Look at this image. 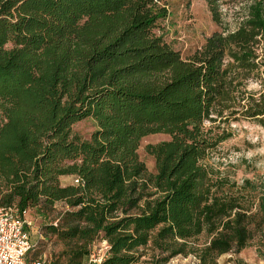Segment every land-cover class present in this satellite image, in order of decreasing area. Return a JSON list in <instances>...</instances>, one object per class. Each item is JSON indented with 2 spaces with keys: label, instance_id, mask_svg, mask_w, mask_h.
I'll return each mask as SVG.
<instances>
[{
  "label": "trees",
  "instance_id": "obj_1",
  "mask_svg": "<svg viewBox=\"0 0 264 264\" xmlns=\"http://www.w3.org/2000/svg\"><path fill=\"white\" fill-rule=\"evenodd\" d=\"M206 3L223 26V0ZM240 4L237 29L184 58L156 33L163 0H0V208L25 220L66 205L48 227L65 247L55 264H90L100 236L102 264H138L147 249L151 264H219L264 247L254 183L209 163L234 123L264 127V0ZM85 120L90 140L73 133ZM153 135L171 140L148 146L151 175L138 151Z\"/></svg>",
  "mask_w": 264,
  "mask_h": 264
},
{
  "label": "rangeland",
  "instance_id": "obj_2",
  "mask_svg": "<svg viewBox=\"0 0 264 264\" xmlns=\"http://www.w3.org/2000/svg\"><path fill=\"white\" fill-rule=\"evenodd\" d=\"M167 8L168 17L156 29L167 44L179 52L184 58L191 56L201 49L208 38L223 29L233 31L238 28L243 18L240 0H223L222 12L223 26H218L212 20L206 0H163ZM258 89L256 85L250 87ZM0 115V123L2 122ZM209 126V125H207ZM97 131V125L92 120H85L73 128L74 135L83 140H90ZM231 138L221 144L210 155L209 163L222 172L232 176L240 184L250 180L255 185L258 199L264 200V127L253 122L234 123L229 128ZM167 135H153L142 140L138 154L149 174H156L155 161L147 153L148 146L170 141ZM74 177H65L61 183L64 186L73 184ZM67 210L64 203H59L52 212L45 214L37 210L28 211L25 220L31 223L30 235L32 249L28 255V262L41 259L45 264H55L64 256L65 247L53 235L48 227L58 226L61 214ZM208 238L203 236L196 242L198 247H203ZM91 250L97 256L108 254L101 236L93 243ZM144 256L138 264H151V259L157 255L152 249L142 251ZM264 247L259 238L239 254L230 253L219 258V264H264ZM167 264H200L195 255L188 257L179 256Z\"/></svg>",
  "mask_w": 264,
  "mask_h": 264
},
{
  "label": "built area",
  "instance_id": "obj_3",
  "mask_svg": "<svg viewBox=\"0 0 264 264\" xmlns=\"http://www.w3.org/2000/svg\"><path fill=\"white\" fill-rule=\"evenodd\" d=\"M75 184H79V180ZM26 226L30 227L31 223L22 220L16 209L0 208V264H45L39 260L28 262L32 242ZM104 245L110 249L106 242ZM107 256L91 252L90 264H102Z\"/></svg>",
  "mask_w": 264,
  "mask_h": 264
}]
</instances>
